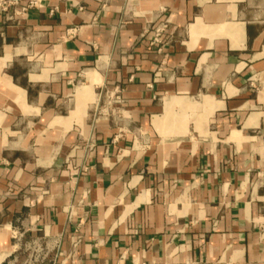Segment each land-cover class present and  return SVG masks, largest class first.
<instances>
[{
	"label": "crops",
	"instance_id": "0c3cea01",
	"mask_svg": "<svg viewBox=\"0 0 264 264\" xmlns=\"http://www.w3.org/2000/svg\"><path fill=\"white\" fill-rule=\"evenodd\" d=\"M26 3L0 9V264H264V0Z\"/></svg>",
	"mask_w": 264,
	"mask_h": 264
},
{
	"label": "built area",
	"instance_id": "2783aa9c",
	"mask_svg": "<svg viewBox=\"0 0 264 264\" xmlns=\"http://www.w3.org/2000/svg\"><path fill=\"white\" fill-rule=\"evenodd\" d=\"M40 0H27V3L25 6H23L21 8L22 11H25L27 10L28 8H33V7H36L38 5ZM18 2L19 0H0V9L1 10H7L10 6H16L18 5ZM69 31H73V29L69 30ZM159 32L160 30H157V33L155 35V38L154 40L157 41V36L159 35ZM113 94L111 95H108V99H109V102L110 104L111 103H119L121 102V100L119 99L118 96H112ZM115 264H161V263H157V262H154V261H151V262H147V261H129V262H117Z\"/></svg>",
	"mask_w": 264,
	"mask_h": 264
}]
</instances>
